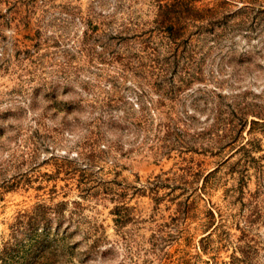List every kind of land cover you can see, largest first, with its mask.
Returning a JSON list of instances; mask_svg holds the SVG:
<instances>
[{"label": "rangeland", "instance_id": "obj_1", "mask_svg": "<svg viewBox=\"0 0 264 264\" xmlns=\"http://www.w3.org/2000/svg\"><path fill=\"white\" fill-rule=\"evenodd\" d=\"M158 1L0 0V249L61 202L67 264H264V3Z\"/></svg>", "mask_w": 264, "mask_h": 264}, {"label": "trees", "instance_id": "obj_2", "mask_svg": "<svg viewBox=\"0 0 264 264\" xmlns=\"http://www.w3.org/2000/svg\"><path fill=\"white\" fill-rule=\"evenodd\" d=\"M199 1L201 0H171L170 2L165 0V3L159 4V6L161 9H167L166 11L174 8L176 10L178 7V12L184 9L189 15L183 21L168 19L170 27L178 26L177 28L180 29L190 25L209 31L220 27L223 32H230L234 26L243 22H230L234 15L238 13L237 18H240L239 11L241 10H261V5L264 3V0H218L212 6H208L207 3L198 6ZM237 1H242L243 6L234 9L233 4ZM240 20L242 19L240 18ZM50 212L53 214L50 215ZM52 218L57 221L54 231H58L59 225L64 219L63 203H57L54 207L38 204L31 214H22L21 219L12 226V230H19L23 237L18 239L14 245L6 246L4 244L5 247L0 249V264H67L70 262L73 252L69 249L73 246L69 247L65 242L69 239L68 235L63 234L58 238L55 237L57 232L50 233V230L53 229ZM100 242L101 238H95L93 245L78 256V261L83 263L93 251H96Z\"/></svg>", "mask_w": 264, "mask_h": 264}]
</instances>
